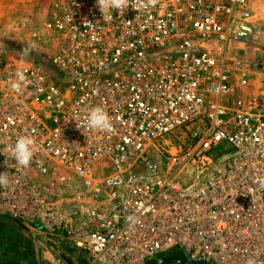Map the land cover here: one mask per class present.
Returning a JSON list of instances; mask_svg holds the SVG:
<instances>
[{"label": "built area", "instance_id": "obj_1", "mask_svg": "<svg viewBox=\"0 0 264 264\" xmlns=\"http://www.w3.org/2000/svg\"><path fill=\"white\" fill-rule=\"evenodd\" d=\"M134 8L56 0L52 46L33 34L27 61L0 47V215L87 264H264V96L248 92L264 51L231 56L250 0ZM97 106L110 129L81 126ZM21 136L27 167L3 154ZM65 185L79 192L58 198Z\"/></svg>", "mask_w": 264, "mask_h": 264}, {"label": "rangeland", "instance_id": "obj_2", "mask_svg": "<svg viewBox=\"0 0 264 264\" xmlns=\"http://www.w3.org/2000/svg\"><path fill=\"white\" fill-rule=\"evenodd\" d=\"M55 4L56 0H0V47H4L17 61H27L35 59L30 50V41L35 38L33 34L40 35L47 46H52L53 40L46 35L44 24L49 20ZM250 6L254 31L247 40L232 46L231 56L235 59L258 60L261 51H264V0H250ZM248 74V92L264 96V71ZM44 179H38L40 184H44ZM77 192L79 189L76 186L65 185L59 189L57 197L72 199ZM24 226L29 230L36 228L39 231L40 228L35 224L33 228ZM55 242H52L53 246Z\"/></svg>", "mask_w": 264, "mask_h": 264}, {"label": "crops", "instance_id": "obj_3", "mask_svg": "<svg viewBox=\"0 0 264 264\" xmlns=\"http://www.w3.org/2000/svg\"><path fill=\"white\" fill-rule=\"evenodd\" d=\"M37 230L0 219V264H87L83 254L59 238L48 246Z\"/></svg>", "mask_w": 264, "mask_h": 264}, {"label": "clouds", "instance_id": "obj_4", "mask_svg": "<svg viewBox=\"0 0 264 264\" xmlns=\"http://www.w3.org/2000/svg\"><path fill=\"white\" fill-rule=\"evenodd\" d=\"M131 0H96V4L102 14H107L111 10L116 9L118 12L123 11L129 6ZM157 0H135V10L140 11L148 7L154 6ZM18 80L13 81L11 86L14 89H18L20 81L24 80V75L18 73ZM90 130H108L111 127L110 118L107 113L99 106L91 108L81 125ZM35 148L34 141L29 136L19 137L15 144L12 145L8 153H3L7 158L14 159L16 163L22 167H27L33 157ZM8 183L6 173H0V186H4ZM247 264H255V261L249 259Z\"/></svg>", "mask_w": 264, "mask_h": 264}, {"label": "water", "instance_id": "obj_5", "mask_svg": "<svg viewBox=\"0 0 264 264\" xmlns=\"http://www.w3.org/2000/svg\"><path fill=\"white\" fill-rule=\"evenodd\" d=\"M0 219L10 220V221L15 222L16 224H18L20 227H22V228H26L22 223H20V222L14 220V219H11V218H9V217H5V216L0 215ZM41 238H42V240L44 241V243H47V244H48V246H53V243H52L51 241H49L47 238H45V237L42 236V235H41Z\"/></svg>", "mask_w": 264, "mask_h": 264}]
</instances>
